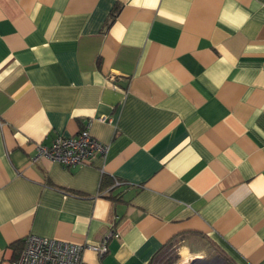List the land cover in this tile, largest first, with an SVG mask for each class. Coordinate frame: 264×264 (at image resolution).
Wrapping results in <instances>:
<instances>
[{
  "label": "crops",
  "instance_id": "1",
  "mask_svg": "<svg viewBox=\"0 0 264 264\" xmlns=\"http://www.w3.org/2000/svg\"><path fill=\"white\" fill-rule=\"evenodd\" d=\"M87 127L105 158L37 159ZM195 234L264 264V0H0V264L29 236L152 264Z\"/></svg>",
  "mask_w": 264,
  "mask_h": 264
},
{
  "label": "built area",
  "instance_id": "2",
  "mask_svg": "<svg viewBox=\"0 0 264 264\" xmlns=\"http://www.w3.org/2000/svg\"><path fill=\"white\" fill-rule=\"evenodd\" d=\"M100 122H110L100 117ZM108 147L97 140L90 128L82 129L74 137H58L49 146L38 145V156L58 163L66 168L92 166L99 158H105ZM108 240L97 245L63 242L53 238L29 236L16 260L8 264H89L83 259L85 251H92L100 258L108 253Z\"/></svg>",
  "mask_w": 264,
  "mask_h": 264
},
{
  "label": "rangeland",
  "instance_id": "3",
  "mask_svg": "<svg viewBox=\"0 0 264 264\" xmlns=\"http://www.w3.org/2000/svg\"><path fill=\"white\" fill-rule=\"evenodd\" d=\"M221 247L206 235H189L175 239L155 260L154 264H225Z\"/></svg>",
  "mask_w": 264,
  "mask_h": 264
},
{
  "label": "trees",
  "instance_id": "4",
  "mask_svg": "<svg viewBox=\"0 0 264 264\" xmlns=\"http://www.w3.org/2000/svg\"><path fill=\"white\" fill-rule=\"evenodd\" d=\"M106 181V177H104V179H103V184H104V182ZM178 237H180V236H178ZM182 237V236H181ZM175 239H177V237L176 238H174V239H172L170 242H168L166 245H164L163 247H162V249L158 252V254L153 258V260H152V264H154L155 263V260H156V258L158 257V255L163 251V250H165ZM222 249V248H221ZM22 251V250H21ZM223 251V253L225 254V256L227 257V258H225V261H226V263L225 264H238L235 260H233L231 257H229L227 254H226V252L224 251V250H222ZM175 259H172V260H170V263L169 264H171L173 261H174Z\"/></svg>",
  "mask_w": 264,
  "mask_h": 264
}]
</instances>
